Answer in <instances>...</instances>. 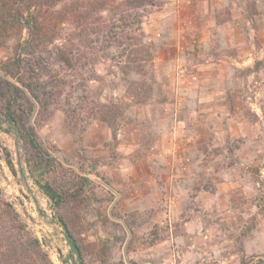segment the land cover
Segmentation results:
<instances>
[{
    "label": "rangeland",
    "instance_id": "374dc122",
    "mask_svg": "<svg viewBox=\"0 0 264 264\" xmlns=\"http://www.w3.org/2000/svg\"><path fill=\"white\" fill-rule=\"evenodd\" d=\"M257 1L246 0L245 19L252 26L256 16L264 20V0H260L261 12ZM159 3L141 0V6L135 12L144 17V22L151 8H161ZM114 33L118 38L122 33L123 37L130 35L120 26ZM95 37L92 35L91 40ZM14 43L12 40L9 47L0 48V62L11 59ZM142 45L152 54V60L145 66L147 79L155 81L151 98L142 105H137L127 90L131 81H140L143 76L131 71L125 73L123 44L114 40L108 42L103 37L92 43L72 41L70 30L64 25L62 35L45 55L50 74L44 79L50 81L49 89L55 101L38 133L44 146L63 164L90 180L88 204L80 214V224L75 231L84 247L86 263L101 264V248L106 243L110 263L123 260L154 264L150 262L148 249L166 242V248L160 250V261L164 264H242V258L249 264H264V72L260 71L264 70V60H256L251 70L246 71L249 77L243 85L241 108L245 119L260 123L257 126L261 138L259 154L254 161L249 157H237L234 151L244 142L235 139L227 145L229 151L218 167L223 174L209 177L203 170L202 178L188 190L189 196L181 198L182 192L166 191L155 165L148 160L156 152V121L163 113L162 104L172 99L169 95L172 86L156 70L154 44L146 34ZM256 46L258 49L259 44ZM56 47L67 50L73 60L72 69L59 61ZM195 80L197 82L199 78ZM99 103H117L124 107L116 140L112 138L110 128L95 117ZM128 135L135 136L133 148H129L133 143ZM5 148L12 154L16 175L4 160ZM19 164L24 175L20 174ZM122 165H137L139 173L147 176V180L157 179L162 199L156 208L146 206V200L144 207L128 204L127 199L133 198L131 193L126 198L122 189L114 186L109 174L111 168ZM221 181L238 183L226 188L224 195H219L216 201L211 199L209 202L210 193L217 192ZM0 191L43 242L54 264H64L63 260L66 264H78L50 200L26 169L16 134L1 115ZM200 191L207 192V205L202 198H197ZM113 213L122 217L137 213L138 226L133 235L123 220ZM187 228H190L191 236ZM189 243L193 245L191 248Z\"/></svg>",
    "mask_w": 264,
    "mask_h": 264
},
{
    "label": "crops",
    "instance_id": "0c3cea01",
    "mask_svg": "<svg viewBox=\"0 0 264 264\" xmlns=\"http://www.w3.org/2000/svg\"><path fill=\"white\" fill-rule=\"evenodd\" d=\"M151 1H159L161 8L150 9L143 31L154 44L156 70L171 82L172 99L162 104L163 113L156 121V152L148 160L155 165L166 191L182 192L180 196L185 198L202 178L203 170L209 177L223 174L218 167L229 151L227 145L235 139L244 142L234 151L237 157L254 161L259 154L260 123L245 119L241 108L243 85L249 77L246 71L256 60H264V20L256 16L252 26L245 19L246 0ZM261 4L257 1L260 12ZM260 71L263 73V68ZM129 138L133 143L129 148H133L135 136ZM246 152L248 155H243ZM109 174L126 198L131 193L128 204L156 208L162 199L157 179L147 180L137 165L116 166ZM236 183L221 181L209 199L203 191L197 198L203 203L206 199L216 201ZM165 218L170 220L167 214ZM186 230L191 236L190 228ZM165 243L148 249L150 262L164 264L160 250L166 248Z\"/></svg>",
    "mask_w": 264,
    "mask_h": 264
},
{
    "label": "trees",
    "instance_id": "16d2710c",
    "mask_svg": "<svg viewBox=\"0 0 264 264\" xmlns=\"http://www.w3.org/2000/svg\"><path fill=\"white\" fill-rule=\"evenodd\" d=\"M140 6L141 0H0V48L9 47L10 41H15L11 59L0 62V115L16 134L26 169L50 200L58 224L69 232L83 264H87L84 247L75 231L80 214L88 204L90 180L63 164L40 140L38 129L49 117V108L55 101L49 89L50 81L44 79L50 74L45 55L62 35L64 25L70 30L72 41L92 43L103 37L108 42H119L124 45L125 73L131 71L143 76L140 81H131L127 90L137 105L147 103L155 81L146 76L145 66L152 60V54L142 45L144 17L135 12ZM117 26L130 35L123 37L122 33L118 38L114 33ZM92 35L96 36L94 40ZM55 53L66 68H73L66 49L56 47ZM94 114L110 128L116 140L124 107L117 103H99ZM4 160L16 175L12 154L7 148ZM113 216L123 220L133 235L138 226L137 213L126 217L113 213ZM108 252V244L104 243L101 264H139L123 260L110 263ZM241 263L249 264L245 258ZM0 264H54L43 242L1 191Z\"/></svg>",
    "mask_w": 264,
    "mask_h": 264
},
{
    "label": "water",
    "instance_id": "95a60500",
    "mask_svg": "<svg viewBox=\"0 0 264 264\" xmlns=\"http://www.w3.org/2000/svg\"><path fill=\"white\" fill-rule=\"evenodd\" d=\"M18 167H19L20 174L24 175L23 167L20 164L18 165ZM63 230H64V236H65L66 242L68 243V245H69V247L71 249V252L76 256L78 264H83L82 260H81L80 252L78 250V247L72 241V239H71V237L69 235V232L66 229H64V228H63ZM58 252H59L60 255H62V251L61 250H59ZM63 263L66 264L67 261L63 260Z\"/></svg>",
    "mask_w": 264,
    "mask_h": 264
}]
</instances>
